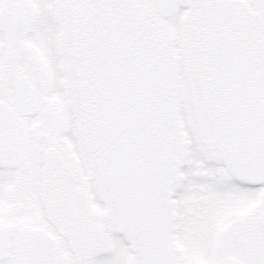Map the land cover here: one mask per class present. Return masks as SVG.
I'll return each mask as SVG.
<instances>
[{
  "label": "snow or ice",
  "instance_id": "6c2138e0",
  "mask_svg": "<svg viewBox=\"0 0 264 264\" xmlns=\"http://www.w3.org/2000/svg\"><path fill=\"white\" fill-rule=\"evenodd\" d=\"M0 264H264V0H0Z\"/></svg>",
  "mask_w": 264,
  "mask_h": 264
}]
</instances>
